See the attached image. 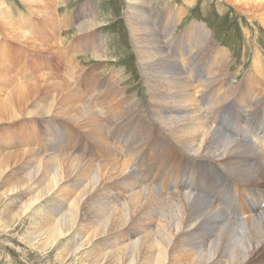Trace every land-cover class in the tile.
Masks as SVG:
<instances>
[{
    "label": "bare ground",
    "instance_id": "obj_1",
    "mask_svg": "<svg viewBox=\"0 0 264 264\" xmlns=\"http://www.w3.org/2000/svg\"><path fill=\"white\" fill-rule=\"evenodd\" d=\"M38 1L24 0L23 2L27 6H31L33 11L39 13L38 15L41 19L46 22L45 26L49 28L46 29V32L45 29L42 32L47 37L42 36L41 39L35 37L36 40L25 32L19 31L15 27L16 25L9 21V17H7L5 12L0 10L1 22L9 35L14 34L15 38L23 42L33 43L37 47L46 49L45 52L50 56H58L62 46L60 48L58 42L57 44L55 43L51 32L52 26L55 27L56 25L55 19L57 18V15L50 10L54 0ZM225 1L236 6L245 14L248 13L259 18L264 23V0ZM34 2H36V6H34ZM127 2L129 7L141 4L140 0H127ZM45 9H47V12L44 11ZM174 13L166 12L165 17H160L158 21L154 19L153 14H145L140 11L136 13L134 9L130 11L129 15H127L128 17L125 15L130 28L131 39L138 50L142 67L141 73L147 81L145 84L149 92L148 105L153 106V108L156 107V109H158L157 107L164 108V111L155 115L157 116L155 119L152 117L150 119L148 116L146 118V116L142 115L140 117L138 115V118L134 116L132 108L137 106V104L135 102L131 103L132 99L122 100L121 98L114 105L115 103H112L113 99H110L111 96L114 97V94H111L112 90L108 89L110 86H107L108 88L106 89L109 93L108 96L104 99H102L103 95L99 96L102 99V104L100 98L94 102L95 104L91 102L96 109L95 111L94 108H91L88 101L81 97V93L76 92L75 87L73 90L70 83L68 84L61 76H52L45 73V75L40 74L39 78L29 82H20L21 78L17 80L13 73L12 75L4 71L5 66L3 71H1L2 69L0 70V122L19 118L22 112L19 113L16 109L20 111L27 105L34 108V110H28L25 107L26 113L24 114L27 117H45L55 113L79 125L88 121L91 124H89V127L93 144L97 147L95 153L99 155H96L97 157H94L92 161H87L61 152L59 161L55 159L57 156H54L43 162V164H37L36 161H33L35 163L30 161L34 157V154H30V162L27 161L28 164L25 168L30 167V169L28 171L24 170L23 174L19 176L14 173L15 171H7L12 162L15 164L20 157H27L25 153L28 151L23 150L19 156H17L18 152L4 154V159H0V183L2 182L0 188H2V185L6 187L2 188L0 199L10 193L24 191V188L31 184L33 180L38 183L40 188H35L36 192L24 199L20 204V208L6 206L3 211L1 210L0 231H6V227L4 229L1 221L8 219V216L13 223L25 217L24 215L30 210H32L31 213L34 215L42 213L44 222L35 227L36 230L33 231V235H27L26 242L30 238L29 236H33L34 238H31L35 239V242L43 250L49 251L60 245V251H54L55 263L57 264H62L65 259L70 258H73L74 261L78 260L79 264H105L103 262H106L107 259L108 263L106 264H215L214 260L223 256L229 257V264L264 263V201L259 199L263 196L264 191L258 190L264 187H258L262 184H256L254 181L260 177L264 178V154L253 151L251 146L247 145L250 142L256 143V139L260 140L258 127H260V113H264V102L258 96L254 97L256 90L253 89L252 85L258 84L256 79L264 85V70H260L258 68V65H260L259 61L253 59L251 65L255 66L254 77L249 76V81L241 89L245 99L239 101V103L235 102L234 98H227L238 89L239 85L236 87L227 86L225 89H221L224 76L218 75L214 79H208L207 85L204 82V84L194 86L183 76L184 72L177 61L178 59L176 60L173 58L174 55L172 56L166 51V49L168 51L171 50L167 43V37L177 27L184 11L179 8ZM22 18L19 21H22ZM77 18L82 17L79 16ZM64 20L62 22H65ZM153 21H156V24ZM85 22L86 20H83L78 23V32L84 33L81 37H86L88 46H93V57L102 60L104 59L102 54L104 46L98 40L100 34L99 32L97 34V31L95 33L92 31L96 29L98 22L94 20L86 24ZM61 24L58 23V26L63 28L65 25ZM43 27L41 28L43 29ZM203 28L205 26L190 22L178 35V38L171 40L178 47L177 51L180 54L184 53L182 44L189 46V48L198 47L197 45L205 46L202 43H205L207 31ZM5 44L3 45L5 46ZM75 47L81 48L78 45H75ZM70 51L71 53L69 54H76L74 48L69 50L68 47H65L63 49L66 54ZM212 52L210 50V53ZM212 55L209 66H203L207 67H205V73L211 75L215 71H222V61L226 57V53H221L218 56L217 53ZM181 56L183 55H180L179 58L182 62ZM66 57L69 60L71 59L68 56ZM217 57L219 62L215 65V58ZM193 58H196V56ZM253 58L264 59L262 53L258 52L256 48ZM69 62L71 64V60ZM72 62H74L73 59ZM68 70H70L71 75L72 68ZM189 74L191 75V72ZM208 76L205 78H208ZM195 84L197 83L195 82ZM207 86L209 89H206ZM200 87L201 89H199ZM247 87H249V93H247ZM6 88H10V91L4 97ZM239 88L241 87L239 86ZM262 88L264 89V87ZM187 89L192 90V92H188ZM230 92L232 94H229ZM195 93H199V99L197 100L196 96L194 98ZM169 94H174L172 95L174 99L158 100L159 96ZM253 97L260 100L252 105V107L255 105L252 111L250 113H245L243 112L244 110L240 111L241 106L248 104L247 100H252ZM224 101L226 102L223 104L222 102ZM105 102L106 107H104ZM181 102L187 105L198 103L197 107L199 110L195 108L193 115L179 114L180 116H173L172 112L180 110L179 105H181ZM110 103L112 104L109 105ZM118 106L119 110H117ZM246 106L248 107L249 105ZM100 108L106 109L105 118L107 119L105 121L108 124L106 129L111 130V133L113 130H118V133H124L123 129L117 128V123L115 124L121 119H123L127 129L132 126L131 129H134L132 133L135 134L132 137V142L140 141L141 144L143 143L142 146L140 145L136 149L137 151L133 148L134 152L139 153L138 162L140 163L138 164H141L144 168L151 165L149 175L153 174L156 181L163 183L164 191L167 194L154 191L149 182L147 181L148 183H146V180L149 179L147 175L137 176L134 171L129 169V165L134 162L132 158L134 152L131 155H127V157L120 158L110 148L112 146L111 141L113 145H115V141L111 139V135L109 138L104 136L103 129L99 124V120L102 118L97 114L98 112L100 114L104 112ZM231 108L236 110L229 112L228 110ZM136 119L138 121L137 125H131V120ZM161 123L167 125L166 133H168H164L165 135H161L160 128L158 129L156 126L160 125L162 127ZM213 125L220 127V129L230 135L232 133L233 135L231 136L233 137L242 136V138L236 137L235 142L231 141L230 144L228 140L225 141L223 139L225 136L217 133L219 131H213ZM83 126L86 127V125ZM243 129L251 135L248 140L244 139L246 135H244ZM170 136L175 139V142ZM259 144V146L263 145L264 141H260ZM113 148L116 149L114 146ZM142 148L145 150L143 151ZM179 152L184 155L185 162H188L189 165L182 173L180 171V166L182 165L180 158H183V156ZM177 155H181V157H177ZM98 158H102L105 162L100 163L97 161ZM219 163L225 168L218 169L214 166V164L217 165ZM227 164H230V166H227ZM200 165H202L201 168H199ZM204 168L207 170H204ZM141 169L143 170V168ZM176 169H179V172ZM187 171L193 173L192 178L187 174ZM12 178L17 179L16 183L10 182ZM68 179L73 181L66 183L65 181H68ZM249 181L254 182L249 184ZM61 185L66 187L70 185L72 187L71 190L74 193L76 192L75 197L72 198L70 193H68L69 196H67L66 192L64 195L62 194L65 207H60L59 210H53L50 207L49 210L43 209L42 212L40 208L35 207L40 199L42 197L45 198L54 187H60L62 190L63 186L61 187ZM109 185L114 186V188L118 185V188H121L122 191L129 189L131 192H129L128 198L122 202L117 199L115 194L109 191L106 187ZM173 187L178 190V193L166 192ZM185 190L189 194L195 193L197 195L194 194L193 197H190V195L184 194ZM235 195H239L242 200L245 199L240 210L234 206ZM70 199L71 201L67 207L66 204ZM61 208L66 211L61 212ZM240 212L248 216L252 212H255L256 215V212L259 214L256 217H248L246 219L248 224H243L237 221V216L235 217V214L237 215ZM156 220H158L157 226L151 227L150 221L154 222ZM83 221L85 224L81 223ZM109 222L110 226L106 228ZM136 223L142 235L138 238H131L132 240L129 239L130 241L123 245L117 244L118 239L126 236L123 234V231L126 230L124 228L129 224ZM92 225L96 226L93 227ZM97 225L99 226L98 228ZM100 225L102 226L100 227ZM91 228L92 230L88 232L87 229L90 230ZM245 229L249 232L247 233ZM121 231L122 235L120 234ZM80 233L84 235L82 238L78 236ZM185 233L191 236L195 235L196 238H185ZM109 235L111 236L108 238L107 236ZM69 236L70 240L68 241L67 238ZM103 237L105 240L112 238L113 241H110L111 244L108 241V244H110V247L116 244L115 247L117 248L106 249L101 241ZM209 238H213V240L210 243L208 241L205 242ZM97 240L100 241L97 242ZM97 243L100 244L101 248L94 246ZM59 248L57 247V249ZM87 250L89 253L86 252ZM91 254L94 255L91 256ZM254 254L258 257H253ZM67 256L69 258H65ZM250 256L252 259L249 260Z\"/></svg>",
    "mask_w": 264,
    "mask_h": 264
},
{
    "label": "rangeland",
    "instance_id": "obj_2",
    "mask_svg": "<svg viewBox=\"0 0 264 264\" xmlns=\"http://www.w3.org/2000/svg\"><path fill=\"white\" fill-rule=\"evenodd\" d=\"M23 1L24 0H0V3H2L0 4V10L5 12L7 17H9L8 18L9 21H11V23L16 25L15 27L19 29V31L25 32L32 38L36 37L37 39H41L42 36L47 37V36H44L45 34L42 31L45 29V32H46L47 31L46 29L49 28L48 25L46 24L48 27L46 28L45 26L46 22L41 19V17L38 15L39 13H37L36 11H33L32 7L27 6L26 3ZM41 1L43 0H39L38 2H41ZM36 2L33 3L34 6L37 5ZM127 3H128L127 0H54L53 6L50 7V10H52L53 14L57 15V18L55 19L56 25L55 27L52 26L53 29L51 30V32L53 34L52 36H53V40H55V43L57 44L58 42V46L60 48L62 46L58 56L57 55L50 56L45 52L46 49L44 48L42 49L39 46L37 47L33 43L23 42L15 38L14 34H11L12 36L9 35L6 32L7 30H5L4 25L0 19V42L4 41L3 43H0V60H1L0 70L2 69L1 71H3V68L5 66L4 71L9 72L10 74L13 73L15 77L17 78V80L21 78L20 82H29L31 80H34L35 78H39L40 74L45 75V73H48L52 76H61L68 82V84L70 83V86L72 87L73 90L75 87V91L79 92V94L81 93L80 94L81 97H83V99L88 101V103L91 105V108H94L91 102L94 103L95 101H97L98 98L101 99V97H99L100 95L101 96L103 95L102 99H104L106 96L109 95L106 89L110 86L108 89L112 90L111 91L112 95L114 94V97L111 96L110 99H113L112 103L113 104L115 103L114 105H116L120 101L119 99L121 98L122 100L132 99L131 103L135 102L137 104V106L132 108L134 116H137L138 118V115L139 117L140 115H142V116H146V118L148 116L150 117V119L152 118L155 119L157 117L155 115L160 113L161 111H164V108L157 107L158 109H156V107L153 108V106L148 105V102H149L148 93L149 92L145 84L147 81H146V78L141 73L142 67L139 61L138 50L133 40L131 39L130 28L128 26L129 25L128 22L126 21V16L129 15L130 11L134 9L136 13L140 11L141 13L144 12L145 14H153L154 19L158 21L160 17H165L166 12L175 14L174 12H176L179 8H182V10L184 11V14H182L181 20L177 24V27L174 28L175 31L173 30V32L167 37V43L171 50L168 51L166 49V51L170 55L172 56L174 55L173 58H175L176 60L178 59L177 61L179 65H181V69L184 72L183 76L185 77V79L187 78L190 81V83H192L194 86L204 84V82L207 85L208 79L210 80L212 78L214 79L218 75L224 76V80H222L223 85L221 86V89L222 88L225 89L227 86L236 87L239 85L241 87L239 88L238 86L237 87L238 89H236L233 94L230 92L229 94H232V95L227 97L231 99L234 98L233 100L239 103V101H242L243 99H245L241 89L244 88L245 84L249 81V76L254 77L253 73H255V66L251 65L253 59L258 60L260 64L258 65V68L260 70H264V59L253 58L255 48L256 50H258V52H261L262 56L264 57V23L255 16L249 15L248 13L245 14V12H243L236 6L232 5L228 1H225V0H140L141 4L134 5V6L131 4L132 7H129ZM44 11L47 12V9H45ZM79 16H81L82 18L78 19L77 17ZM21 18H22V21L24 20L23 22L19 21L21 20ZM62 18L63 20L65 19L64 20L65 22H62L63 21ZM57 20L59 21L57 22ZM83 20H86L85 24L93 22V20L98 22L97 27L95 26L96 29H93L92 31L94 33L97 31V34L98 32L100 34V36L98 37V40L102 42V45L104 46L103 47L104 51L102 53L104 55L103 57L104 59L98 60L93 57V53H92L93 46L92 47H90V45L88 46L87 45L88 41L86 37L84 38L81 37V35L83 36L84 33L78 32V28H79L78 23H80ZM25 22L27 23V26ZM155 22L153 21L154 24H156ZM190 22H195L197 24H201L205 26V28L203 29L207 31V34L205 36V41H204L206 44L202 43L205 46L197 45L198 47H195V48H189V46H184L182 44L181 46L184 50V53L180 54V52L177 51L178 47L175 46L171 40L174 38H178V35L181 34L182 30ZM58 23L60 24L62 23L61 25H65V26L62 28L58 26ZM41 27H43V29ZM3 44H5V46ZM69 45L71 48H74L76 50V54L73 53L75 55L69 54L71 53V51L67 52V54L63 52V49H65V47H68L69 50L71 49ZM75 45H78V47H81V48H76ZM197 50L198 51L200 50V52H198ZM203 50L204 52H202ZM208 50H209V53H208ZM210 50L211 52L212 51L213 52L210 53ZM213 53H217V56L221 53H226V57L222 61L223 62L222 71L221 72L220 70L215 71L213 75L206 74L205 73V70L207 68L206 66H209V61H210L211 56H213L212 55ZM180 55L184 56V57L181 56L182 62L180 61V58H179ZM66 56L71 58L70 60H71L72 66H70L71 65L69 62L70 60ZM195 56L196 58H193ZM72 59L74 62H72ZM205 59L207 60L205 61ZM218 62H219V58L217 57L215 58L214 64L216 65ZM204 65H206L205 66L206 68L203 67ZM6 66L9 68L8 69L9 71L7 70ZM78 66H80L79 69L81 71L77 69ZM70 68H72L73 70V71L71 70V75H70V70H68ZM190 72H191V75L189 74ZM207 76L208 78H205ZM72 79H74L75 81ZM256 81L258 84L252 85L253 89L256 90L254 92V95H255L254 97L258 96V98L263 99L262 101L264 102V89L262 88L264 87V85L258 79H256ZM195 82L197 84H195ZM199 89H201V87ZM206 89H209V87L207 86ZM248 89L249 87H247V93H249ZM9 91H10V88H6L4 92V97L8 95ZM187 91L192 92V90H189V89H187ZM236 91H240L242 93L239 94L240 92H236ZM258 93L261 95H259ZM172 95L174 94L159 96L158 100L159 101L160 99L172 100L174 99ZM195 96H196V100L199 99L198 97L199 93H195L194 98ZM254 97L252 98V100H247L249 103L248 104L246 103L245 106L244 105L241 106L240 111L244 110L243 112L250 113V111H252V109L255 106L254 105L252 107V105L256 101L260 100ZM102 99L100 100L101 104H102ZM225 102L226 101L222 103L224 104ZM112 103H110L109 105H111ZM183 104L181 102V105H179L180 110L178 112H172L173 116H180L179 114L193 115L195 112V108L198 109L197 107L198 103L197 104L195 103L194 105H187V104L183 105ZM246 105H249V106L247 107ZM25 107H23L20 111L16 109V111H18L19 113L22 112L19 118L13 119V120L11 119L2 120V122H0V159L1 160L4 159L5 157L4 154L6 153H13V152L17 153L18 152L17 156H19L21 155V152L23 150L28 151L27 153H25L27 154V157H20V159L15 164L12 162L7 172L15 171L14 173L16 175L18 174L19 176H21L24 170L28 171L30 169V167L25 169L28 162L36 161L37 164L38 163L43 164V162L49 160L50 157H54V156L55 157L57 156L55 159H58L57 161H59L60 160L59 155L62 154L61 152L66 153L68 155L79 157L87 161H90V160L92 161L94 157L99 156L98 153H95L97 150V147L93 144V141L91 138V131L89 127L91 124L88 121L82 123V125L81 124L79 125L78 123L68 120L62 117L61 115H57L55 113H52L51 115L45 116V117H36V116L27 117L24 114L26 113V108L28 110H34V108L28 107V105L26 108ZM104 107H106V102H105ZM100 109L101 111L104 110V112H101V114L100 112H98L97 114L100 115V117L103 120L100 119L99 120L100 123L99 122L98 123L101 125L103 129L104 136H108L109 138V136L111 135V139L115 141L114 142L115 145H113L111 141L112 146H110V148L116 152V155H118L120 158H123L124 156L127 157V155L129 154L131 155V153L134 152V149L136 150L138 149L140 145L141 146L143 145V143L141 144L140 141L132 142V137H134L135 135L134 133H132L134 129L133 128L131 129L132 126L127 129L126 125H124L123 119L118 121L122 123L118 124V122H115V124L117 123L116 125L117 128L121 130L123 129L124 133H121V132L118 133V130H113L111 133V130L106 129V127L108 126V124H106V121H105L107 119L105 118L106 109L104 108H100ZM100 109H97V110H100ZM117 110H119V106L117 107ZM234 110L236 109L231 108L228 111L234 112ZM139 111L142 113H140ZM260 115H261V119L259 121L260 127H258L259 128L258 131H260L259 136L263 140L264 139V113H260ZM236 119H237V116L235 117V122H236ZM137 123H138L137 119L131 120V125L133 124L137 125ZM83 125H86V127ZM156 126L158 127V129L160 128L159 131L161 130V135H165L164 133H166L167 131L166 130L167 125H164L163 123H161V126L163 128L160 127V125H156ZM215 126L216 125L212 126L213 131H219L217 133H220L222 136H225L223 139L225 141L228 140L230 144H231V141L235 142L236 137L242 138V136L233 137L231 136L233 135L232 133L230 135L228 132H225L224 130L220 129V127L218 126L215 127ZM244 133L246 134V137L245 138L243 137V138L248 140L249 133L245 131ZM172 140H174L175 142L174 138H172ZM255 142L256 143H251V142L247 143V145L249 147L251 146V149L253 151L257 153L262 152V154H264V150H263L264 145L261 147L259 146L260 140H256ZM113 146L116 149H114ZM130 150L132 151L130 152ZM142 150L144 151L145 149L142 148ZM136 151L132 155L134 162L129 165V169L134 171L137 176L147 175L149 179L146 180V183L149 182L151 187L157 193L159 192L165 193L164 191L165 188L163 187V183L160 181L158 182V180L156 181L155 178L153 177V174L149 175L151 171L150 170L151 165H149L148 167H145L146 168L145 169L144 166H142L141 164H138L140 163L138 162L139 153L137 154ZM30 154H34V157L32 158V160L29 161ZM179 154L181 153L179 152ZM181 155L180 156L177 155V157L178 156L181 157ZM182 156L183 158H180V161L182 164L180 166L181 173L189 166L188 162H185L184 155ZM97 161H99L100 163L105 162L103 161L102 158H98ZM177 164H180V163H177ZM220 164L221 163L217 165L214 164V166L217 167L218 169L225 168L224 166H222V164L221 165ZM139 165H141V167H139ZM155 165L153 166L155 167ZM201 166L202 165H200L199 168H201ZM227 166H230V164L229 165L227 164ZM141 168H143L144 171ZM204 170H207V169L204 168ZM176 171L179 172V169H176ZM187 174H189V176L192 178L193 173L191 171H187ZM11 180L12 181L10 182L12 183L14 182L16 183L17 181L16 178H12ZM72 181L68 179V181H65V182L67 183V182H72ZM254 181L256 184H262L258 187H264L263 177L257 178V180H254ZM254 181L252 182L249 181L250 182L249 184H252ZM62 186L63 185H61V187ZM1 187L5 188L6 186L2 185ZM67 187L63 186L62 190L60 189V187L59 188L57 186L54 187V189L51 190V192H49L48 195L45 196V198L42 197L40 199L39 203L35 207L40 208L41 212L43 211V209L49 210L50 207L53 210H59L60 207L62 208L65 207L64 202H63L64 193L66 192L67 196H69L68 193H70L71 198L75 197V193H76V192L74 193L71 190L72 187H70V185ZM106 187L109 189V191H111V193L116 195L117 199H120V201L122 202L128 198L130 194L129 192H131L129 189L127 190L125 189L126 191L129 190L128 192H126L125 190H123L124 191L123 192L121 188L120 189L118 188V185L115 188L112 185H109ZM2 188H0V193L3 190ZM35 188H40V187H38V183L35 180H33L31 184H29L27 187L24 188V191L22 192L17 191L12 194L10 193L6 197L3 196L0 199V212L1 210L3 211L6 206L20 208V204L24 201V199H26L28 196L36 192ZM175 189L176 188L173 187V188L168 189L166 192H171L172 194L178 193V190L177 189L175 190ZM258 190L264 191V188L258 189ZM184 194L190 195V197H193L195 193L189 194V192L185 190ZM167 197L169 196L167 195ZM259 199L260 200L262 199L264 201V194ZM70 201L71 199L67 202L66 204L67 207L69 206ZM244 202H245V199L242 200V198L239 195L237 196L235 195L234 206L238 210H240V207L243 205ZM62 208H61V212H65L66 210H63ZM31 212L32 210L27 212L24 215L25 217H23L21 220H17L13 223L10 221L9 216H8V219H4L3 222L1 221V223H3L4 229L6 227V231L5 230L0 231V264H57L55 263L54 256L57 250L60 251V248H59L60 245L57 246L59 249H57L56 247L54 250L49 251V250H43L42 247H40L39 244L35 242V239H33L34 238L33 236H29L30 238L31 237L33 238H31L32 240L30 238L27 239L28 241L26 242L27 235H33L32 234L33 231L36 230L35 227L41 225L44 222L43 220L44 217L42 213H37L36 215H34ZM263 212H264V209H263ZM256 213L257 215L259 214L258 212ZM251 214L250 216H248L247 214H242L240 212L237 215L235 214V217L237 216L236 217L237 221H240L243 224H248V221L246 220L248 217L257 216L255 212H252ZM242 215L244 216L246 215V216L244 217ZM0 218H1V214H0ZM150 222L151 223L149 224L151 227H155L158 224V220L154 222L153 221H150ZM81 223L85 224L84 221ZM241 223H238V224H241ZM95 226L96 225H94L93 227ZM101 226L102 225H100V227ZM108 226H110V222L106 225V228H109ZM98 227L99 226L97 225V228ZM92 228L90 230L87 229V231L90 232ZM124 229L126 230L123 231V234L126 236L121 237V239L117 240V244L119 245L121 244L123 245L129 242L130 240H132L131 238H138L139 236L142 235V233L140 232L139 226H137V223L129 224ZM245 231H247V233L249 232L246 229ZM135 233L136 234L138 233V234L136 235ZM120 234L122 235V231L120 232ZM186 234L187 233L184 234L185 238L186 237L196 238L195 235L191 236L189 234L187 235ZM78 236L82 238V236L84 235L83 233H80ZM110 236L111 235L107 237L109 238ZM67 240L68 241L70 240V236L67 238ZM212 240L213 238H209L205 242L208 241L210 243V241ZM98 241L100 240H97V242ZM101 241L106 247V249L117 248L115 247L116 244L111 245V247L109 246L111 244L110 241H113L112 238L105 240V238L103 237ZM108 241L110 242V244H108L109 243ZM99 245L100 244L97 243L94 246L96 248H101ZM86 252L89 253L88 250ZM92 255L94 254H91V256ZM253 257L257 258L258 256L254 254ZM65 258H69V257L67 256ZM250 259H252L251 256L249 260ZM107 261L106 262L104 261L103 263L106 264L108 263ZM229 261L230 260L228 256H223V257H217L214 260V263L215 264H229ZM62 264H79V263H78V260L74 261L73 258H70V259H65L62 262ZM260 264H264V263H260Z\"/></svg>",
    "mask_w": 264,
    "mask_h": 264
}]
</instances>
